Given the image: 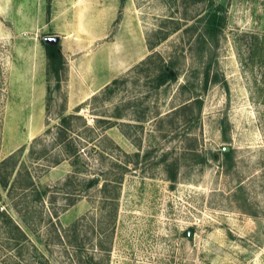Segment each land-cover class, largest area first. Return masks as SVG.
I'll list each match as a JSON object with an SVG mask.
<instances>
[{
    "label": "rangeland",
    "instance_id": "obj_1",
    "mask_svg": "<svg viewBox=\"0 0 264 264\" xmlns=\"http://www.w3.org/2000/svg\"><path fill=\"white\" fill-rule=\"evenodd\" d=\"M6 6L0 163H11L0 212L12 221L0 215V264H264V0ZM219 6L218 45L201 52L196 37ZM167 32L151 51L147 38ZM43 42L62 46L59 86ZM152 55L178 60L177 80L157 89L159 59L138 67ZM187 82L193 93L182 91ZM192 94L202 101L199 117L174 113ZM80 105L88 124L97 117L102 127L82 133L78 121L81 158L51 165L61 113ZM100 176L102 185L88 187Z\"/></svg>",
    "mask_w": 264,
    "mask_h": 264
},
{
    "label": "trees",
    "instance_id": "obj_2",
    "mask_svg": "<svg viewBox=\"0 0 264 264\" xmlns=\"http://www.w3.org/2000/svg\"><path fill=\"white\" fill-rule=\"evenodd\" d=\"M126 1L127 0H121V7H123ZM221 10H222V6H219L213 9L210 13L206 15L207 20L205 23V27H206L205 32L198 34L195 40V42L200 45L201 52H205L208 46H209V51H211L213 48H216L218 45V36L222 32V28H223V24H221V18L218 16V13H220ZM222 22H223V18H222ZM176 27L177 28H174L173 31L174 30L178 31L181 29L179 26H176ZM193 29H195L196 31L197 29L196 24L186 27L185 31L186 32L191 31L194 33L195 31ZM168 32L164 36L160 37L159 40L157 41H153V40H150V38H147V44H148L149 49L151 51L154 50L157 44L160 43V41L167 38V36L169 35ZM43 45L45 48L46 57L48 59L49 68L54 73V77L57 80V85L59 86L60 81H61L60 75H61V72L64 71L65 65H66V60L62 52V46L58 42H43ZM155 57L159 59V61L157 62L158 64L154 65V69H153V76L155 78L154 79L155 87L158 89V88H161L167 85L169 82H173L177 80L179 76V71L176 68L178 64V60H174L170 58L169 61L163 62L162 58L159 57L158 55H155V56L152 55V56H149L147 59H145V61L143 60L139 64L138 67L151 62L152 59ZM205 77L206 78H205L203 89L207 90L208 82H209V70L206 71ZM217 80L218 78L215 77L214 82ZM116 83H117L116 79L112 81V85ZM106 89H109V87H107ZM195 89H196V84L194 82H189V83L187 82L186 84L182 86L183 92L191 91L193 93ZM191 96L192 97L188 99L187 101H184L181 104L180 108L175 110L174 113H179L180 110L184 112L190 110L191 112H195L196 113L195 116L196 118H198L199 117L198 115L200 114L202 110V101L199 99L197 95L195 96L192 94ZM100 97H102V91L95 94L91 98L90 102H96L100 99ZM81 108H82V105L78 106L75 109L74 113L69 114V115H64L61 113L60 123L57 126V130L54 136V144L57 145L56 147L57 152L56 154H54V156H50L49 157L50 160H48L51 165H54V166L58 165L63 160H70L72 164L75 165L76 161L77 160L79 161V159L81 158L80 144H78L77 140L73 137V135L77 133V130L79 129L78 121L81 123L80 127L82 129V133L84 132H86L87 134L88 132L94 133L97 126L102 127V119L97 118V117H94L93 124L92 126H90L85 116L80 114ZM47 131L49 132V130ZM78 138H79V141L81 140L83 143L86 142V137L85 138L78 137ZM46 153L47 151L45 152V150H43L41 154L45 155ZM192 153H193L192 157H195V158L199 157V155L195 154L196 152H190V154ZM10 160H11L10 158H7L0 163V185L5 190L8 189L9 187L8 179L10 177V174L9 175L5 174V172L3 173L2 170L4 171L3 168L8 166L9 163H11ZM203 161H204V158H203ZM124 167L126 168V166ZM169 171L171 173V176L169 177V179L173 182H176L177 176H178V168L173 167V169H170ZM28 178L31 181V184H29V186L35 185L33 181L34 179L32 178V176L28 175ZM70 178L71 177H69L68 180ZM121 179L122 177H119V178H116L114 181L118 185L120 184ZM100 184L102 185L101 176L99 178H96V177L90 178L87 182V185L90 188L97 187ZM103 186H107V184L104 183ZM24 187H27V186H24ZM8 193H9V190H8ZM70 204H73V202ZM0 215L2 217H6L7 219H9L8 216H6L4 212L2 213L0 212ZM9 221H12V219H9ZM17 229H18V226H17Z\"/></svg>",
    "mask_w": 264,
    "mask_h": 264
},
{
    "label": "crops",
    "instance_id": "obj_3",
    "mask_svg": "<svg viewBox=\"0 0 264 264\" xmlns=\"http://www.w3.org/2000/svg\"><path fill=\"white\" fill-rule=\"evenodd\" d=\"M9 0H0V13L5 12L6 9H8V6H6L8 4ZM3 4V5H2ZM2 5V6H1Z\"/></svg>",
    "mask_w": 264,
    "mask_h": 264
},
{
    "label": "water",
    "instance_id": "obj_4",
    "mask_svg": "<svg viewBox=\"0 0 264 264\" xmlns=\"http://www.w3.org/2000/svg\"><path fill=\"white\" fill-rule=\"evenodd\" d=\"M56 39L55 38H53V39H50L49 41H55Z\"/></svg>",
    "mask_w": 264,
    "mask_h": 264
}]
</instances>
